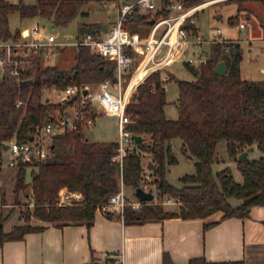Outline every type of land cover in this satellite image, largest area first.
Masks as SVG:
<instances>
[{"label":"trees","instance_id":"trees-1","mask_svg":"<svg viewBox=\"0 0 264 264\" xmlns=\"http://www.w3.org/2000/svg\"><path fill=\"white\" fill-rule=\"evenodd\" d=\"M94 0H37L27 4L21 0L12 3L0 0V38L18 37L10 29V14L17 11L22 17L43 16L57 25H67L83 8ZM239 22V15L230 16ZM264 24V23H262ZM97 22H81L80 31L98 28ZM230 50L227 51L226 48ZM237 48V52L234 50ZM224 59L225 75L216 73V65ZM241 49L238 42L214 43L209 59L199 66L187 64L196 76L193 80H178L179 97L177 119L165 112L167 94L162 71L147 76L128 104L133 121L128 128L144 140L136 150L123 157V163L114 160L116 141L89 140L84 128L62 131L54 138L51 155L45 160L20 162L17 168L15 190L32 188L35 206L25 212V222L5 227L8 216L0 209V245L7 240L21 239L28 232L46 228L33 224L35 217L60 226L70 222L85 223L91 227L97 210L112 215L106 208L109 196L124 184L136 189L141 184L142 172L149 168L152 184L159 197L175 198L178 210L166 209L154 199L141 201L139 208L128 206L125 221L142 222L179 216L204 218L221 211V218L245 217L255 205L264 204V155L240 160L241 152L249 151L253 144L264 152V78H244L241 75ZM114 62V63H113ZM116 62L106 59L91 46L77 48L76 63L72 68L57 64L38 65L26 75L18 77L5 74L0 83V158L4 143L12 138L26 142L42 127L51 114L62 110L63 102H54L45 96L50 88L63 90L70 84L88 85L114 77ZM173 76L170 77L172 79ZM22 99L26 105L18 107ZM179 140L183 153L194 157L195 172L181 177L182 185L176 186L167 179L168 166L178 163L175 141ZM226 141L230 158L237 161L243 181H237L229 166L214 171L218 146ZM147 157V161L143 158ZM150 161L154 168H150ZM31 167V179L27 175ZM63 187L81 196L70 203H60L59 192ZM167 197V198H168ZM232 198L240 199L234 204ZM217 221L207 223L208 227ZM163 264H175L168 253ZM189 264H246L244 260L210 261L206 257L191 259Z\"/></svg>","mask_w":264,"mask_h":264},{"label":"built area","instance_id":"built-area-1","mask_svg":"<svg viewBox=\"0 0 264 264\" xmlns=\"http://www.w3.org/2000/svg\"><path fill=\"white\" fill-rule=\"evenodd\" d=\"M115 2L116 19L108 23L107 29L95 28L84 32L76 42L77 48L82 45L91 48L106 59L116 62L114 77L106 78L94 88L89 85L70 84L63 90L55 89L63 102L62 110L50 115L47 122L39 127L33 139L21 142L12 138L4 144L8 148V156L3 153L0 158V192L6 171L15 168L20 162H35L45 160L51 155L54 134L70 131L82 126L84 129L93 125L97 111L106 115L118 117L119 137L117 139V154L114 160L123 163V157L136 150L140 153L138 143L128 125L133 121L128 113V104L137 92L138 86L156 71H162V79L168 81L170 73L164 70L174 59L180 49L197 47L203 43H234L236 39L222 35V29L217 28L213 37L205 38L199 30L197 14L205 7L229 0H113ZM264 3V0H261ZM102 24V23H101ZM240 28H246L244 21H239ZM144 29L145 34L139 30ZM262 39L264 40V34ZM61 43L50 34L45 38L41 26H33L26 33L8 39L0 38V83L5 74L18 77L26 75L38 63L43 64L53 57ZM230 50L229 47L226 48ZM210 56L201 51L197 57L189 56L186 64L199 66ZM140 63L132 77L126 72L135 64ZM25 101L19 99L18 107H24ZM100 115V114H99ZM33 157V158H32ZM153 176L149 168L142 172L140 186L145 190L152 189ZM157 201V200H156ZM166 202L174 203L175 198L168 197ZM128 206L139 208L141 200L136 197L131 200L125 192L123 178L120 188L111 194L106 208L120 214L125 220ZM116 261L106 264H125L124 254H118Z\"/></svg>","mask_w":264,"mask_h":264},{"label":"crops","instance_id":"crops-1","mask_svg":"<svg viewBox=\"0 0 264 264\" xmlns=\"http://www.w3.org/2000/svg\"><path fill=\"white\" fill-rule=\"evenodd\" d=\"M249 152L248 158H253ZM178 207L179 203L176 208L165 206L170 210ZM113 213L110 216L97 210L91 227L76 222L60 226L37 219L34 224H44L46 228L5 241L0 245V264H106L116 261L120 253L124 254L125 264H163L165 253L175 264H189L191 259L201 256L210 261L264 264V204L253 206L245 217L221 218L222 212L218 211L204 218L175 216L127 222L119 213ZM212 221L217 222L205 226Z\"/></svg>","mask_w":264,"mask_h":264},{"label":"rangeland","instance_id":"rangeland-1","mask_svg":"<svg viewBox=\"0 0 264 264\" xmlns=\"http://www.w3.org/2000/svg\"><path fill=\"white\" fill-rule=\"evenodd\" d=\"M12 3H19L21 0H9ZM27 4H34L37 0H23ZM86 14H79L72 22L67 25H57L51 19L43 16L22 17L19 12L15 11L10 14V29L13 34L17 30L24 31L25 28H32L40 25L43 34L48 37L53 34L56 37V42L61 43L59 51L48 61L42 65L57 64L61 68L69 69L76 63L77 46L76 42L84 31H80L81 22H110L113 23L116 19L115 2L113 0H94L86 4L83 8ZM238 14L239 21H244L247 24L246 28H240L237 22L230 21V16ZM198 26L200 33L205 38L213 37L217 28L222 29V35L225 37L236 38V42L240 44L241 49V75L244 78L259 79L264 78V3L261 0H229L211 4L203 8L198 14ZM145 34L144 29H139ZM203 51L210 56L211 48L209 43H203L200 48L189 47L180 49L174 59L164 70L165 73H170L173 76L165 82L167 105L166 112L168 116H178L177 101L179 97L178 80H193L196 76L189 69L186 60L189 56L197 57ZM114 63V62H113ZM140 63H135L126 75L132 77L137 71ZM90 87L94 88L98 83H89ZM55 89L50 88L45 91V96L51 101H60L59 95L55 94ZM97 117L93 125L84 129V132L89 140H115L119 137L118 117L106 115L97 111ZM100 114V115H99ZM180 141L176 142L175 150L178 156V163L168 166L167 179L170 183L180 186L182 185L181 177L187 173L195 172V159L180 149ZM250 156L253 158L260 157L262 150L256 146L250 149ZM8 156V152H4ZM217 161L214 164V171L220 170L226 166L231 168L232 173L237 181H243V175L237 166V163L230 158L226 147V141H221L218 146ZM147 157L143 161H147ZM31 167H29L27 180L31 179ZM17 182V168H10L5 174L2 189L0 192V209L8 218L5 221V227L21 224L25 222L24 215L28 209L33 210L35 200L32 188L27 186L19 191L15 190ZM155 194V201L163 204L168 208H176L177 203L166 202L168 196L159 197L157 187L152 185ZM125 192L129 199L133 200L135 189L132 186L125 185ZM80 198L78 192L70 191L67 187H63L59 192L60 203H70L74 199ZM234 204H239L240 199L232 198ZM38 218L32 217L31 223Z\"/></svg>","mask_w":264,"mask_h":264},{"label":"water","instance_id":"water-1","mask_svg":"<svg viewBox=\"0 0 264 264\" xmlns=\"http://www.w3.org/2000/svg\"><path fill=\"white\" fill-rule=\"evenodd\" d=\"M108 26V23L104 22L101 24V27L98 28L97 30L99 31L100 29L106 30ZM235 52H237V48L235 49ZM216 73L219 75H225L227 72V64L226 61L224 59H221L217 65H216ZM60 136V133L57 132L54 134V138H58ZM134 138L137 142H141L144 140V137L140 134H134ZM33 139V136L30 138V140ZM55 143L53 142L51 147H54ZM8 144H4L3 147L4 149L8 148ZM132 153V152H131ZM33 158V157H32ZM240 160L243 159H247L248 155H247V151H243L240 153L239 157ZM154 163L152 161H150V168H154ZM135 195L141 200V201H151L153 199H155V194L153 191L151 190H145L143 187L139 186L135 189Z\"/></svg>","mask_w":264,"mask_h":264}]
</instances>
